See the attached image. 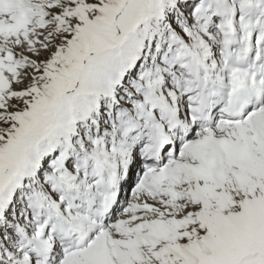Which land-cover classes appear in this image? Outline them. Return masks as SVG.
<instances>
[{
  "label": "snow or ice",
  "instance_id": "snow-or-ice-1",
  "mask_svg": "<svg viewBox=\"0 0 264 264\" xmlns=\"http://www.w3.org/2000/svg\"><path fill=\"white\" fill-rule=\"evenodd\" d=\"M0 264H264V0H0Z\"/></svg>",
  "mask_w": 264,
  "mask_h": 264
}]
</instances>
